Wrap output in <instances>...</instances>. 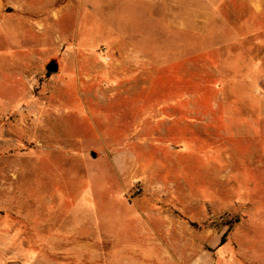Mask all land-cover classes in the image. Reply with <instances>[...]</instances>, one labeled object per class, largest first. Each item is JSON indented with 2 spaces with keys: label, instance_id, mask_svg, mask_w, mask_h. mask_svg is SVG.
Returning a JSON list of instances; mask_svg holds the SVG:
<instances>
[{
  "label": "rangeland",
  "instance_id": "obj_1",
  "mask_svg": "<svg viewBox=\"0 0 264 264\" xmlns=\"http://www.w3.org/2000/svg\"><path fill=\"white\" fill-rule=\"evenodd\" d=\"M0 264H264V0H0Z\"/></svg>",
  "mask_w": 264,
  "mask_h": 264
},
{
  "label": "crops",
  "instance_id": "obj_2",
  "mask_svg": "<svg viewBox=\"0 0 264 264\" xmlns=\"http://www.w3.org/2000/svg\"><path fill=\"white\" fill-rule=\"evenodd\" d=\"M78 2H84L85 1V4H87L88 8H92V5L95 6V5H98V3L100 1H107L108 3H115V2H120L122 4H126L127 6H130V5H133V4H137V3H147V2H150L152 0H72V3H77ZM57 20V19H56Z\"/></svg>",
  "mask_w": 264,
  "mask_h": 264
},
{
  "label": "trees",
  "instance_id": "obj_3",
  "mask_svg": "<svg viewBox=\"0 0 264 264\" xmlns=\"http://www.w3.org/2000/svg\"><path fill=\"white\" fill-rule=\"evenodd\" d=\"M224 241H225V236H223L221 243H220V246L224 243Z\"/></svg>",
  "mask_w": 264,
  "mask_h": 264
}]
</instances>
